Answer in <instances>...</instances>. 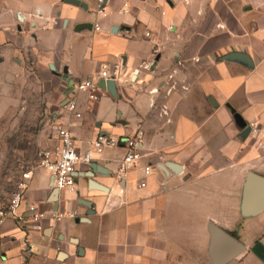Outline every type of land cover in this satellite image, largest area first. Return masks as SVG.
I'll list each match as a JSON object with an SVG mask.
<instances>
[{
    "label": "crops",
    "instance_id": "obj_1",
    "mask_svg": "<svg viewBox=\"0 0 264 264\" xmlns=\"http://www.w3.org/2000/svg\"><path fill=\"white\" fill-rule=\"evenodd\" d=\"M77 1L83 4L0 0V88L31 73L80 151L97 129L115 136L141 130V158L117 182L124 149L106 148L98 166H79L74 190H57L55 199L52 176L37 160L25 170L23 216L35 204L48 215L76 209L79 217L47 216L42 231L5 219L1 260L211 264L213 223L244 246L225 264H264V210L241 212L247 174L264 177V0H126V6L107 0L105 16L96 14L97 0ZM233 51L246 53L251 64L224 58ZM104 63L115 71V93L106 84L97 101L79 93L81 117L71 116L65 92L72 82L94 78ZM58 139L50 130L40 149ZM25 236L33 243L26 256Z\"/></svg>",
    "mask_w": 264,
    "mask_h": 264
},
{
    "label": "built area",
    "instance_id": "obj_2",
    "mask_svg": "<svg viewBox=\"0 0 264 264\" xmlns=\"http://www.w3.org/2000/svg\"><path fill=\"white\" fill-rule=\"evenodd\" d=\"M123 5H127L126 0ZM107 0H97L95 12L99 16L106 15ZM94 29H100L98 25ZM171 29V25L167 26ZM148 35V33H147ZM114 72L110 71L107 64H102L94 78H87L72 82L70 91L64 94L63 107L71 116L79 118L81 112L78 110L77 96L79 93H85L91 101H97L104 93L101 81L114 79ZM52 130L58 136V142L52 147L40 149L38 152V166L50 173L53 179V186L59 191L72 192L75 188V177L77 169L81 165L89 166L95 163L98 156L102 155L106 148L117 147L121 145L124 149L122 156L118 160L117 169L114 172V179L117 182L126 181L129 173L136 166L141 158V146L143 132L137 130L132 135H111L101 130H96L92 139L88 142V147L80 151L67 127L59 120H51ZM250 127V126H249ZM255 129L250 127V130ZM143 174H149V167L143 168ZM30 177L29 171L21 173V177L16 181L15 186L10 191L6 202L0 205V225L5 219L11 218L26 231H42L44 228L41 220L47 216L59 219L61 217L77 218L76 209L69 212H52L49 215L40 210L37 205L29 204L27 207V217L23 216L21 208L23 206V195L26 188V180ZM145 182L141 181L139 186H144ZM24 252L29 255L33 252V243L28 236L24 237Z\"/></svg>",
    "mask_w": 264,
    "mask_h": 264
},
{
    "label": "rangeland",
    "instance_id": "obj_3",
    "mask_svg": "<svg viewBox=\"0 0 264 264\" xmlns=\"http://www.w3.org/2000/svg\"><path fill=\"white\" fill-rule=\"evenodd\" d=\"M14 83L9 91L0 88V205L21 173L37 163L41 142L52 130L54 113L41 79L30 73ZM0 264H5L1 257Z\"/></svg>",
    "mask_w": 264,
    "mask_h": 264
},
{
    "label": "water",
    "instance_id": "obj_4",
    "mask_svg": "<svg viewBox=\"0 0 264 264\" xmlns=\"http://www.w3.org/2000/svg\"><path fill=\"white\" fill-rule=\"evenodd\" d=\"M74 4H83L77 0H66ZM226 59L239 60L245 63L251 64L250 57L243 52L233 51L224 56ZM62 79L65 81L68 79L66 75H62ZM106 84L107 89L114 94L115 93V83L114 80L110 79L106 82L101 81V86L104 87ZM70 88L65 92L67 95ZM235 117L239 120L242 125H245L244 121L241 119L239 114L235 113ZM247 131L250 130L248 126ZM98 165L95 163L91 164L92 169H95ZM171 167V166H170ZM89 184L92 187H97L103 189L104 186L96 183L92 179L89 180ZM57 189H54L52 197L55 199ZM79 203L85 205L86 207H91V202L78 199ZM264 210V177L255 173L249 172L246 177V181L243 189V199L241 204V212L244 216L255 215ZM208 231L210 234V240L208 245V254L211 260V264H225L228 261L237 257L244 249L243 244L233 237L228 232L219 228L213 223H209ZM60 256H63L62 252H59Z\"/></svg>",
    "mask_w": 264,
    "mask_h": 264
},
{
    "label": "trees",
    "instance_id": "obj_5",
    "mask_svg": "<svg viewBox=\"0 0 264 264\" xmlns=\"http://www.w3.org/2000/svg\"><path fill=\"white\" fill-rule=\"evenodd\" d=\"M15 183V182H14Z\"/></svg>",
    "mask_w": 264,
    "mask_h": 264
}]
</instances>
